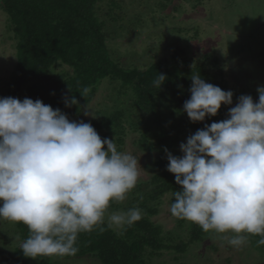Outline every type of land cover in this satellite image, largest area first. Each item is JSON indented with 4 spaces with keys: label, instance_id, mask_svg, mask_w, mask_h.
<instances>
[{
    "label": "clouds",
    "instance_id": "1",
    "mask_svg": "<svg viewBox=\"0 0 264 264\" xmlns=\"http://www.w3.org/2000/svg\"><path fill=\"white\" fill-rule=\"evenodd\" d=\"M165 80L159 73L153 86L159 89ZM191 80L182 111L193 123L233 104L231 90L196 72ZM88 91L80 93L86 97ZM257 91L258 102L241 95L229 118L190 135L180 145L182 156L165 148L167 170L181 186L170 214L204 232L231 233L227 244L237 248L248 235H259L257 243L264 245V86ZM65 103L79 102L73 97ZM140 167L138 157L118 150L115 139L101 138L91 123L70 121L40 99L0 97V219L28 227L21 243L25 256L75 255L78 235L103 224L111 203L126 199ZM107 219L109 227L131 226L141 210L113 212Z\"/></svg>",
    "mask_w": 264,
    "mask_h": 264
},
{
    "label": "trees",
    "instance_id": "2",
    "mask_svg": "<svg viewBox=\"0 0 264 264\" xmlns=\"http://www.w3.org/2000/svg\"><path fill=\"white\" fill-rule=\"evenodd\" d=\"M145 1L0 0L7 17L6 29L16 49L15 64L8 76V90L1 97L11 96L21 101L24 98L40 99L53 109L59 108L72 121L93 101L100 86L107 81L112 88V104L115 107L110 113L102 112L99 120L92 122L101 138L115 139L118 150H122L128 136L124 125H129L141 133L139 142L142 147L158 145L162 152L151 177L138 182L122 201L121 207L118 202H112L108 209L127 211L139 208L143 212L139 221L131 226L109 227L105 218L103 224L78 235L75 255L27 257L21 244H13L4 236L0 264H55L51 262L55 257L87 256L96 257L102 264H148L149 254L158 256L165 249L173 248L182 254H189V247L196 243L201 245L209 234L210 231L204 232L199 225L178 218L182 228L188 225V239L179 237L177 241V236L165 238L163 228L154 220L163 200L166 198L171 206L174 193L181 190V186L176 184L175 174L167 170L165 148L172 152L171 144L181 130L197 132L206 124L219 122L230 107L222 105L216 116L193 123L182 111L185 101L191 97L193 72L199 73L207 83L225 91L231 90L233 101L237 99V90L232 89L230 84L228 58L215 51L197 57L200 47L192 50L175 47L168 52V56L157 59L151 65L128 64L125 61L127 57L118 54L121 47H126L123 46L125 42L116 41L114 32L122 38L128 37L129 31H134V28L128 29L123 24L136 22L137 15L148 7ZM189 1L155 2L152 22L166 27L168 32L173 30L180 35L185 34L187 27L182 26L183 21H178V18L181 17V10L184 12L191 7ZM204 1L199 0V3H206ZM115 25L118 27L113 31ZM126 41L135 48L144 43L139 34L126 38ZM159 73L164 74L166 80L156 89L153 80ZM84 88L89 89L86 97L80 93ZM73 97L78 105L66 106V98L70 103ZM170 128L177 131L173 132L175 137L169 133ZM153 136L158 138L157 143L150 142ZM17 229L23 242L29 236L28 227L17 222ZM222 235L221 241H218L221 244L224 240ZM260 238L259 235H248L241 247L247 249L248 246L249 250H257V254L264 257V245L257 243ZM5 246L9 247L8 251Z\"/></svg>",
    "mask_w": 264,
    "mask_h": 264
},
{
    "label": "rangeland",
    "instance_id": "3",
    "mask_svg": "<svg viewBox=\"0 0 264 264\" xmlns=\"http://www.w3.org/2000/svg\"><path fill=\"white\" fill-rule=\"evenodd\" d=\"M158 1L146 0L148 7L137 15L139 17L135 18L136 22L123 24L128 29L130 27L134 28V31H129L130 35L128 37L124 36L122 38L114 32L116 41L118 39L119 42H125L123 46H126L125 48L121 47L118 54L127 57L125 61L128 64L134 62L138 66H143L151 65L157 59H163L169 55L168 52L171 49L178 46L185 47L188 50L200 47L197 49V57H202L214 51L221 53L228 58L229 66L227 70L230 84L232 89L237 90V99L233 101L230 107L236 106L241 95H250L254 101L258 102L257 89L264 86V0H206L204 1L206 3H199V0H190L191 7L184 12L181 10V17L178 18V21H183L182 26L187 27V31L183 35L173 30L168 32L166 27L158 26L152 22L151 18L156 8L154 3ZM6 19L7 17L0 5V97L8 90V76L14 67L16 52L14 41L11 40L12 38H10V34L6 29ZM117 27L115 25L112 30L115 31ZM179 32L181 33V31ZM136 34L144 39V43L137 48L129 46L126 41V38H132ZM192 34H195V36L193 37ZM60 68L62 69V67ZM111 89L106 81L100 86L93 101L86 105L82 113L72 121H84L92 124V122L99 120L102 112L110 113L115 107L112 104ZM87 107L92 110L87 109ZM104 109H107V111ZM85 110L94 111L96 116L85 115ZM228 111L229 109L223 113L220 121L229 118ZM124 126L128 136L125 137V145L120 151L128 152L139 158L141 167L138 182L147 180L153 174L155 163L162 152L158 145L153 148L142 147L139 142L142 136L141 133L135 131L129 125ZM173 132L176 133L177 131L170 128L169 133L175 137ZM195 133L196 131L192 130H181L176 136L177 139L171 144V153L174 156H182L181 143H186L187 138ZM150 142L157 143L158 138L153 136ZM163 201L154 220L163 228L165 238L168 236L175 238L177 236V241L179 237L187 240L188 225H185V229L182 228L179 225V219L170 214V205L167 203V199L165 198ZM118 203L121 207L122 201ZM122 211L124 210H108L105 218L107 219L113 212ZM16 230H18L17 222L0 219V253L2 237L4 236H7V239L12 241L13 244L20 245L22 243V239ZM209 231L201 245L198 246V243H196L189 247L187 251L189 254H182L173 248L165 249L158 256L149 254L147 256L148 264H264V257L258 255L257 250H249L248 246L247 249L245 246L232 247L224 243L227 242L228 238H231V233L224 234L223 244H221L218 241H221L223 235L214 230ZM4 249L8 251L9 247L5 246ZM51 262H56L55 264H102L96 257L88 256L81 258L55 257ZM31 264H37V262Z\"/></svg>",
    "mask_w": 264,
    "mask_h": 264
}]
</instances>
